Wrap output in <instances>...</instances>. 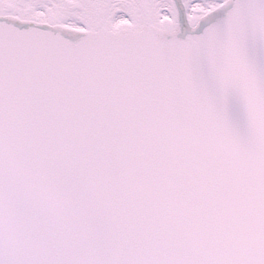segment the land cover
<instances>
[{
	"label": "snow or ice",
	"instance_id": "1",
	"mask_svg": "<svg viewBox=\"0 0 264 264\" xmlns=\"http://www.w3.org/2000/svg\"><path fill=\"white\" fill-rule=\"evenodd\" d=\"M0 264H264V0H0Z\"/></svg>",
	"mask_w": 264,
	"mask_h": 264
}]
</instances>
